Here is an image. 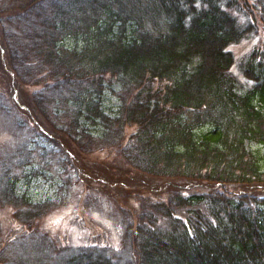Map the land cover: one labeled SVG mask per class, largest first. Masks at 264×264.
<instances>
[{
  "label": "trees",
  "instance_id": "trees-1",
  "mask_svg": "<svg viewBox=\"0 0 264 264\" xmlns=\"http://www.w3.org/2000/svg\"><path fill=\"white\" fill-rule=\"evenodd\" d=\"M0 18V30L24 23L9 46L1 37L0 56L62 134L41 133L48 142L77 163L76 153L114 156L126 171L106 169L112 178L163 180L127 192L134 206L117 210L120 245L108 248L43 230L66 198L33 203L4 178L0 207L14 224L0 264H264V0H0ZM249 38L262 45L239 60L242 82L227 47ZM113 82L109 115L101 98Z\"/></svg>",
  "mask_w": 264,
  "mask_h": 264
},
{
  "label": "rangeland",
  "instance_id": "rangeland-1",
  "mask_svg": "<svg viewBox=\"0 0 264 264\" xmlns=\"http://www.w3.org/2000/svg\"><path fill=\"white\" fill-rule=\"evenodd\" d=\"M1 20L3 21L0 18ZM23 25L24 23L19 21L13 26H2L0 43L4 35H9V39L6 38L9 46L10 42L18 37V27L21 29ZM127 26L128 30L133 25L128 22ZM65 45L73 47L75 42H66ZM258 45H262L259 38H249L227 47V51L235 58L231 70L242 82L245 80L238 70V62ZM0 51L2 55L1 47ZM20 69L21 67L16 68L15 65L9 68L4 57L0 56V182H4V178L8 176L18 177L15 186L17 195H26L33 203L55 199L58 196L66 198L63 202L65 204L51 209L40 224L43 230L52 233L61 242H66L72 247L98 245L118 248L122 228L116 218L117 210L134 206L133 194L143 193V187H147L144 179L151 181V184L163 180L141 174L138 176L136 173L130 175V172L126 177L112 178V174L106 169H111L115 174L126 171L123 162L114 156L105 157L101 152L92 155L76 153L75 156L79 158L77 163L71 155L64 154L65 150L53 146L42 134L52 137L62 134L52 130L33 109V88L19 89L14 85L15 73L23 75ZM41 86L44 87V84ZM108 87L102 95L101 104L105 113L113 115L119 107V100L115 95L119 92V87L114 82ZM44 94V104L51 103L50 99L54 94H49L46 90ZM55 104L58 103L54 102L52 106L56 107ZM35 120L40 121L44 129L38 125L37 130L36 123L33 124ZM98 130L99 128L94 127L89 131L96 134ZM63 141L65 146L76 150L67 140L62 139ZM253 147L255 145H252ZM48 153L51 154L45 158L42 156ZM27 155L31 158L29 162L19 161L22 157L26 159ZM62 160L69 164L66 165L68 170L63 166ZM129 177H135L136 181L130 180ZM106 179L113 183L104 184ZM128 191L133 194H127ZM11 213L9 205L0 207L1 237L7 235L14 224Z\"/></svg>",
  "mask_w": 264,
  "mask_h": 264
}]
</instances>
